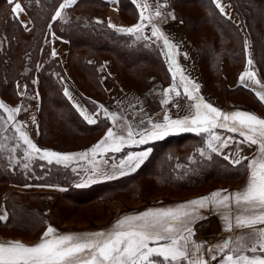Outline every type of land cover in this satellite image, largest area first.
Wrapping results in <instances>:
<instances>
[{
	"label": "snow or ice",
	"instance_id": "6c2138e0",
	"mask_svg": "<svg viewBox=\"0 0 264 264\" xmlns=\"http://www.w3.org/2000/svg\"><path fill=\"white\" fill-rule=\"evenodd\" d=\"M221 13H224V7L221 0H213ZM12 6L11 13L15 16L18 23L25 30L30 31L28 21H21L20 15L25 12L22 6V0H7ZM77 3V0H63L58 10L52 17L53 20L63 19L62 11ZM141 7V5H137ZM149 5L144 3L141 7L139 19L136 24L131 26H117L109 19L108 27L125 34H133L137 39L151 40L156 38L163 41L164 47L168 50L170 68L173 80L179 75L182 91L177 88L175 82L168 88L163 89L164 99L160 101L162 105L172 106L179 110L181 104L179 98L185 97L187 101H194V104L185 105L189 109V114L183 117L171 118L167 112L163 115L162 121L154 122L149 118L150 128L142 129L137 132L130 124L127 125L126 135H119L113 127H109L105 136L93 145L92 148L80 153H61L49 149H41L23 130L21 122H15L16 114L23 109L22 105L10 107L3 101H0V109L7 113V119L0 117V126L3 131H7V124L13 121L12 127L19 134V139L26 145L24 151L23 163L25 169H29L33 159L46 160L49 164L53 162L57 165L67 166L70 161L79 157L84 159L91 153L95 156L98 152H107L109 150L119 152L122 147L131 142L132 144H144L149 140H159L171 133L194 132L197 134L207 133L206 149L201 148L198 151L203 156L210 153L221 152L222 149L229 147L234 138L222 137L215 130L224 129L231 133H238L243 140L239 143H247L257 146L260 153L257 157L251 159L248 164L250 171L249 180L245 188L234 193H227V190H216L208 195L197 197L193 200L183 202L174 208H156L148 209L137 215H126L118 219L108 231H97L93 233L80 234L65 233L57 235V229L48 225L43 232L40 242L28 246L21 241H8L0 243V264H209L204 256L197 255L201 253L204 243H196L191 240L194 235V229L190 227L192 223L199 219H206L199 214V209L207 208L209 204L214 209L224 208L226 211L222 214L224 227L226 231L235 232V229L250 228L247 235L239 234L225 238L208 248V252L218 251L222 253L219 264H264V119L259 118L254 113L242 110L232 112H223L212 103L205 101L202 95H199L200 85L193 80L190 75L185 74L175 56L178 51V45L175 44L160 28L159 25L152 23L154 18L164 16L160 11L166 4L157 2L155 11L146 15ZM171 19L176 17L173 13H168ZM103 23V21H96ZM151 27V36L143 35L144 29ZM248 42L245 41L247 49ZM57 52L52 50V56ZM186 55V54H185ZM252 59L247 60V65L251 66ZM256 73L246 69L241 73L239 81L242 85L248 86L245 81L252 80L254 84H260L255 79ZM35 83V81H34ZM26 87V86H25ZM175 93V99L170 95ZM21 96L24 93H19ZM38 95V94H37ZM64 95L71 98V94L65 87ZM256 96L264 103V92L257 91ZM79 108V105H77ZM100 108L106 116L115 121L120 119L115 113H108L103 105ZM194 108V112L192 109ZM83 115V110L81 112ZM85 119L90 124L97 121L89 116ZM33 122L35 118L33 117ZM143 123V120L141 121ZM139 136L137 140L135 137ZM7 139V138H5ZM16 147L11 148L15 152ZM7 148L6 144L0 143V150ZM149 151L140 153H130L126 160L121 161V168L127 167L131 171L147 158ZM242 149H237L235 159L232 163L241 164L248 157L241 156ZM226 159L231 156L225 155ZM121 175L125 173L120 172ZM104 175V173H101ZM107 178H112L108 176ZM30 186V185H28ZM227 193V194H222ZM235 204L241 210V214L233 218L230 214L231 206ZM244 213H250L245 215ZM7 213L0 214V221L7 220ZM211 260H217L216 255L211 256Z\"/></svg>",
	"mask_w": 264,
	"mask_h": 264
},
{
	"label": "rangeland",
	"instance_id": "374dc122",
	"mask_svg": "<svg viewBox=\"0 0 264 264\" xmlns=\"http://www.w3.org/2000/svg\"><path fill=\"white\" fill-rule=\"evenodd\" d=\"M189 1V0H186ZM176 3L179 12L184 18H186L190 22V29L194 37L202 42L205 34L208 35V39L214 37L216 35V31L214 27L208 26L206 23H202L201 20L204 17L203 11L197 6V4L190 3ZM261 4L264 5V0H260ZM12 7V6H11ZM8 7H5L8 11V17L11 18L10 10ZM93 7H86V9L92 11V13H97L99 15H105L107 9H101L99 12L94 11ZM85 11V8H82ZM236 11V10H235ZM237 12V11H236ZM11 25L9 27V32L13 33L15 36L19 34H24V37H29L28 30H25L21 24H16L9 20ZM200 23V27L196 29L194 24L192 23ZM238 25V24H237ZM263 26V25H262ZM262 26H260L259 31L262 33ZM33 27V25H32ZM30 28V32H32L33 28ZM240 27V26H239ZM241 28V27H240ZM242 30V29H241ZM2 33L7 36L5 29H3ZM27 33V34H26ZM51 33V32H50ZM49 33V42L48 48L45 54L49 60L48 67L53 72L49 75H41L35 70L31 68V62L29 64L31 56L28 53L24 54L25 61L21 65V74H19L18 78L13 79L12 86L9 89L1 90V93L4 92L2 98L0 94V101H3L6 105L10 107H16L18 102L25 100H34L35 98L38 101V108L35 114H37L38 125L35 130H32L27 123L24 121L23 115L26 114L27 110H22L20 113L16 114L15 122H21L23 125V130L27 132L28 136L32 135V140L38 147L41 149H49L56 152L61 153H80L84 152L93 145L97 144L107 132L109 127H113L114 131L119 135H126L127 121H133L137 119L141 121L142 112L139 108H113L112 112L107 108L108 113H115L120 119L114 122L111 117L106 116L104 111H98V108L91 104L90 102H86L84 99L86 95L85 92L91 96L101 98L105 96V90L98 86L95 79L91 78V75H94V68H85L81 70L82 65V57L83 53L88 52L90 49L88 47L75 48L74 57L72 58V66L69 64V69L73 73V93L77 94V96L82 100L85 104L83 107L86 108L90 114L94 113L97 120L100 121L101 117V126L98 125L94 128H88L84 125L80 120H76L77 123L75 127H72L69 123L68 115L62 117V112L67 108L65 107V103H63L58 94V90L63 93V88L66 86V83L71 82L68 81L67 75L63 70V66H60L56 60H59L57 57L52 56V45H51V37ZM243 33V32H242ZM244 37V34H243ZM248 37V36H247ZM245 40V37H244ZM45 44L42 42L41 47ZM202 45V44H201ZM1 46V43H0ZM148 48H153L155 51L157 49L156 45L148 46ZM235 48V47H234ZM159 50V48H158ZM263 56H264V45H262ZM114 51V50H113ZM21 53L19 49L17 55ZM111 53L108 52H99L96 54L97 59L99 60V65L103 63L104 59L111 58L114 62V66L117 68L118 75L120 79L130 87H134L138 90L141 88H147L153 85L156 81H150L149 83L144 82L145 77L149 73L160 74V79L162 76H166L167 73H164L162 69L156 65V60H150V62L142 63L136 62L133 66H126L123 63L121 64L114 61V59L109 56ZM22 56V57H23ZM103 57V59H101ZM122 57V56H121ZM21 59V58H20ZM55 59V60H54ZM101 59V60H100ZM38 61V59H37ZM60 61V60H59ZM156 61V62H155ZM34 62V58H33ZM153 62L155 64H153ZM164 62V60H163ZM200 58V63H201ZM242 62V61H241ZM241 62H230L228 59H224L221 65L222 78L225 80L226 90L231 89L228 86L226 81V75L223 71V65L226 63L229 65V68L236 75L237 69L242 70L245 61ZM235 63V64H232ZM158 64V63H157ZM98 65V66H99ZM165 65V63H164ZM253 65V64H252ZM261 70L264 76V58L260 60ZM157 70H156V68ZM254 67V66H253ZM166 68V65H165ZM202 68V63H201ZM203 68L205 73L206 69H209L208 61L203 58ZM256 70L258 68L254 67ZM155 69V70H154ZM35 71V72H33ZM258 71V70H257ZM33 72V73H32ZM203 72V71H202ZM204 73V72H203ZM261 79H264L261 76L260 71H258ZM140 76L142 79L138 78ZM207 75L203 74V78L205 80V84L202 87H207L210 90L218 92L214 89L213 85L210 84L207 79ZM104 78V76H102ZM214 81H222L221 77L217 74L214 76ZM92 79V80H91ZM159 79V78H158ZM156 79V80H158ZM48 80L50 82L53 81V85H48ZM3 80H0V85ZM35 81V83H34ZM17 82H20L21 89L19 90ZM49 82V83H50ZM153 82L151 85L150 83ZM214 83V82H213ZM206 85V86H205ZM26 86V87H25ZM236 88V87H235ZM234 88V89H235ZM233 90L232 94H230L229 98L227 97V93H224L229 100L237 103H241L247 107L248 112L254 113L259 118L264 119V108L261 107L251 96L250 93L245 92L243 90ZM19 93H24L21 96ZM220 93V92H219ZM231 93V92H230ZM38 94V95H37ZM64 94V93H63ZM222 94V93H221ZM229 94V93H228ZM65 97V95H64ZM107 97V94H106ZM105 98V97H104ZM70 103V102H69ZM23 109H27L25 104L21 103ZM135 105V104H134ZM133 105V106H134ZM136 107V106H134ZM75 108V107H74ZM76 109V108H75ZM106 109V108H104ZM132 110L137 109V112L133 113ZM77 110V109H76ZM69 113V112H67ZM131 114L133 117H131ZM0 117H3L5 120L7 119V113L3 112L0 109ZM62 117V118H61ZM130 119V120H129ZM13 121H9L7 124V131L2 130V126H0V143L6 144L7 148L0 150V166L4 169L7 181L5 183L0 184V193L4 192L2 196V203L4 205L5 210L8 215H10V207L12 206V201H16L21 205L28 206L29 209L35 208L39 210L41 213V217L39 219H35L31 214H29L26 218L29 219L32 223L31 231L23 229L21 227H14L12 224H6V222L0 221V243H7L8 241H21L25 245L32 246L36 243L40 242L41 236L45 231L48 225H52L57 229V235L65 234V233H75L80 234L79 231H84V234H87V231H92V229L96 228L99 231H108L112 229V226L115 222L126 215H137L140 212L146 211L148 209H156V208H174L175 206L193 200L197 197L208 195L209 193L216 190H227V193H234L237 191H241L245 188L249 176L250 171H248V164L245 162V166H247L246 174L237 181H227L222 178H216L215 180H210L202 185H199L195 188L181 189L174 186H170L168 184L164 186H159L158 182L155 179L154 173L143 172L139 173L136 176L132 177V180L129 181L124 187L126 189H120L119 187H112L113 184H104V185H94L87 191H66L68 194H64L65 190L62 191L63 185L60 184H50L45 182H40L43 178L47 177V169H52V175L56 174H69L71 178L69 180L74 181V185L77 180L80 178L79 176L86 169L87 163L94 158L91 153L84 159L76 157L72 161L68 163L67 166L57 165L54 162L49 164L46 160H40L38 158L33 159L31 162V166L29 169H25L23 167V163L27 162L24 159V151L26 145L19 139V134L15 132L12 127ZM146 124H144L145 129ZM7 138V139H5ZM187 140V139H186ZM185 140V141H186ZM176 144V142H173ZM172 141L167 144V147L174 146ZM183 143V142H180ZM15 152H11V148L16 147ZM126 145V144H125ZM166 147V148H167ZM180 151V150H179ZM101 153V152H100ZM112 155L110 158H115L113 152H110ZM183 160V159H182ZM55 170V173H54ZM58 172V173H57ZM78 176V177H77ZM51 177V176H50ZM77 177V178H76ZM31 180V181H28ZM35 182H33V181ZM27 181V182H26ZM37 181V182H36ZM10 184L14 185H50L56 186L60 188L59 191L48 192L45 190L39 191H25L22 189H14ZM54 186V187H55ZM61 186V187H58ZM63 186V187H62ZM76 186V185H75ZM66 188V187H65ZM134 193V194H133ZM222 193V194H227ZM103 195V196H102ZM102 196V197H101ZM236 206L235 204H232ZM41 207V208H40ZM214 209L211 204L207 208L199 209V214L202 216L206 214L209 210ZM17 214V211H15ZM12 215V214H11ZM30 216V217H29ZM8 221V219H7ZM261 227H264L261 226ZM251 231L250 228L241 229L239 232L234 235H247ZM79 232V233H78ZM200 235L194 234L191 238L199 237ZM207 244H211L215 240L212 238H216V235L207 234L204 236ZM213 261V260H212ZM187 264V262H182V264Z\"/></svg>",
	"mask_w": 264,
	"mask_h": 264
},
{
	"label": "trees",
	"instance_id": "16d2710c",
	"mask_svg": "<svg viewBox=\"0 0 264 264\" xmlns=\"http://www.w3.org/2000/svg\"><path fill=\"white\" fill-rule=\"evenodd\" d=\"M158 1L166 2L168 9L172 10L178 19H182L184 21L189 36L196 44L200 54L202 71L204 72L203 74L205 77L206 75L208 76L206 81L212 84L214 89L218 92L222 94L227 93V97L229 98L232 91L237 90V88L228 89L229 92L226 90V87L224 86L225 80L222 78L221 65L224 59H228L230 62L242 61L241 63H243V61H245L246 48L241 28L233 20L221 13L213 0ZM182 1L193 3V5L197 4L204 14L201 22L214 27L216 31V35L214 34V37L208 39V35L205 34L202 36L204 38L201 43L194 37L190 29V22L180 14L179 9L176 6L177 2L184 3ZM230 1L234 5L241 20L242 27L248 36L249 55L253 61V66L258 68L257 70L260 71L261 76L264 79L262 73L263 69L261 70L262 67L260 65V60L264 58L262 50V45H264V5L261 4L260 0ZM62 2L63 0H22V5L25 7L26 12L33 22L32 32L29 31L28 35L30 36L25 38L24 34L15 36L13 33L8 31L11 25L9 20L16 24L19 23L17 22L15 16L11 13V10V18L8 17V11L5 7L10 9L11 6L7 3V0H0V80H3L0 85V94L3 99L4 92L1 93V90L4 91L5 89H9L14 82H12V80H15V78H18L19 74H21V65L25 61L23 56L25 53H28V55L31 56L29 64L31 62V68L35 69L38 72V75L40 73L45 76L53 72L48 67L50 59L45 57L50 32H54L57 36L65 38L69 41L70 52L68 62L70 66H72V58L75 54V48L88 47L90 49L88 52L81 55L82 65L80 67L81 70L85 68H94L95 74L91 75V78L93 77V80L95 79L98 86L102 89V76L105 75V73L98 66L99 60L97 59L96 54L99 52L111 53L109 56L114 59L116 64L120 62L126 66H133L136 62L147 63L150 62V60H156V65H158L159 68L166 73L167 70L158 49L153 51V48H148L144 44L130 43L129 35L110 28H105L101 24L93 22V16L97 13H92V11L86 9V7H93L89 9L99 12L101 9L107 7V3L105 1L79 0L75 5L62 11V16L64 17L63 19L58 18L53 20L52 17L55 15V12L58 10L59 5ZM82 8H85V11H83ZM192 24H194L196 29L200 27L199 22H194ZM260 26H262V33L259 31ZM3 29H5L7 36L2 33ZM43 41L45 44L41 47ZM19 49L21 50V53L17 55ZM203 58L209 63V69H206L207 73H205L203 68ZM101 59H103V57ZM56 61L60 63L59 60ZM153 64L155 63L153 62ZM236 71L239 72L240 69H237ZM216 74L222 78V81L213 80L215 79L214 76ZM137 77L142 79L140 76ZM158 78L160 79V74L149 73L145 77L144 82H154L157 81L156 79ZM162 78H164V76H162ZM48 81L50 82V80ZM49 82L48 85L54 86L53 81ZM153 82H151L150 85ZM238 90L250 93L253 99L264 108V105L250 90L244 87H239ZM58 92L60 100L65 103L64 105L67 108L65 111L69 112L64 113L63 111L62 117L68 115L69 124L72 127H75L74 123H77V119L88 128H94L101 124V117L100 121L97 120L95 124H89L86 122L74 106L69 103L66 96L64 97V94L59 90ZM84 100L94 104V102L88 97H85ZM170 141H172V143L176 142V144L173 143L174 146L167 147V144ZM151 143L153 148L152 154L136 172L117 180L100 183V185L109 183L113 184L112 187L116 186L120 189H126L124 186L132 180V177L139 173L151 172L155 174L154 176L159 186L168 184L181 189H190L198 187L210 180H215L216 178H222L232 182L237 181L241 179L247 171L245 162L233 165L217 153L209 152L211 158L201 155L198 150L201 148L206 149V140L203 134L202 137H200L199 135L193 133H183L179 135H172L162 140H155ZM132 148L135 149L137 147L134 146ZM132 148L127 147L125 150L118 152L115 155V158L123 156L127 150ZM47 172V177L43 178L40 182L65 186V195L72 190L87 191L93 187H76L73 179L69 180V178H71L70 173L59 174L57 172L58 174L53 176L51 168H48ZM6 176L7 175H5L4 169L0 166V184L7 181ZM12 206L13 208L11 209L10 207L11 212L6 224L10 223L14 227H21L31 231L32 223L26 217L31 214L35 219H38V217L40 219L42 212L40 213V211L35 208L29 209L28 206L21 205L16 201H12ZM15 211H17V214Z\"/></svg>",
	"mask_w": 264,
	"mask_h": 264
},
{
	"label": "crops",
	"instance_id": "0c3cea01",
	"mask_svg": "<svg viewBox=\"0 0 264 264\" xmlns=\"http://www.w3.org/2000/svg\"><path fill=\"white\" fill-rule=\"evenodd\" d=\"M79 1V0H77ZM107 3V11L105 15H94L93 16V22H96L97 20L103 21V23H97L101 24L105 28L108 27V21L109 19L111 22L115 25L119 26H131L137 23L139 19V14L141 11V7L144 3H147L150 7L146 10V15H150L153 11H155L156 4L159 2L160 4H166V2H160L158 0H103ZM137 5H141V7H138ZM167 5V4H166ZM221 5L224 7V15L231 20H233L238 26L241 27L245 41L248 42L247 34L245 33L241 20L238 16V13L235 11V7L232 4L230 0H221ZM23 6V5H22ZM67 9V8H66ZM65 10V9H63ZM61 10V11H63ZM164 13V16L154 18L152 23H155L160 26L161 30L175 43L177 44L178 51L175 56V59L179 66L185 70L186 75H190V77L195 80L200 85V92L199 95H202L205 99V101L212 103L215 107L220 108L223 112H232L236 110H242L246 111L247 107L244 106L241 103L233 102L229 100L225 95L210 90L207 87H202L203 84H205V80L203 78V72L201 68L200 63V54L198 52L197 46L194 43V41L189 36V33L187 31L186 25L182 19H178L176 16V19H171L170 16H168V13H173L172 10L168 9V7H162L160 9ZM174 14V13H173ZM175 15V14H174ZM21 21H28L29 25L28 27L31 28L33 25V22L28 15V13L25 12L20 15L19 18ZM25 29V28H24ZM112 29V28H110ZM115 30V29H113ZM125 34V33H124ZM130 37V43L134 44H144L146 47L156 45L157 49L159 48V52L161 55L162 60H164V63L166 65V76L162 79H158L153 85L147 87V88H141L140 90L130 87L127 84H125L119 77L117 68L114 66V62L111 58H105L103 63L99 65V68L105 73L102 86L105 90V96L101 98L93 97L91 95H88L86 92L84 93L86 97L90 98L94 102V105L98 108V111H101L100 105H103L104 108H109V111L112 112L113 108L121 107V108H139L142 112L141 121L143 120V123L141 121H138L137 119H134L133 121H127V125H131L137 132L144 129V124H146V128H150L151 125L148 123L149 118H151L154 122L162 121L163 115L165 112L169 114V116L173 119L179 117H183L185 115L189 114V109L185 106L187 104H194V101H187L185 97L181 96L179 98V103L181 104V108L177 110L172 106V102H170L168 105H162L160 101L164 99L163 96V89L168 88L170 85H172L174 82L182 91L181 82L179 80V75L176 76L175 81L173 80L172 73L169 71L170 68V62H169V56H168V50L164 47L163 41L157 40L156 38H152L151 40H143V39H137L135 35L133 34H127ZM143 35L145 36H151V27H147L144 29ZM51 37V45L52 50L55 49L57 52V57L60 60V64L63 66V70L65 74L67 75L68 81L70 83H66L64 87H66L71 94V98L66 96L67 100L77 109L78 113L81 115V117L88 122L85 119V116H89L97 121V118L95 114L88 112L86 108H84L85 104L80 100V98L77 96V94L73 93V73L69 69V62H68V56L70 52V43L67 39L57 36L54 32L50 33ZM186 54V55H185ZM251 58L249 55V48L247 47L245 52V65L242 70L236 73V75L233 73V71L230 70L229 65L224 63L223 71L226 75V81L228 86H230L231 89H234L235 87H244L250 90L255 96L257 91L264 92V81L261 79L260 75L258 74V71L253 67V65L248 66L247 60ZM253 64V63H252ZM246 69L251 70L256 73V80L260 81V84H254L252 80H247L245 83L248 86L242 85L239 81V77L241 73H243ZM19 90L21 89L20 82H17ZM206 86V85H205ZM235 88V89H236ZM65 88H63L64 90ZM64 93V91H63ZM107 94V97H106ZM175 99V93L170 94ZM105 97V98H104ZM256 98L259 100V98L256 96ZM260 101V100H259ZM261 102V101H260ZM21 103L25 104V107L27 108V112L24 117L25 123L30 126L32 130H35L38 125V119H37V108H38V101L35 98V101L33 100H23L18 102V105H21ZM262 103V102H261ZM135 104V105H134ZM264 105V103H262ZM17 105V106H18ZM79 105V108L77 107ZM136 107H134V106ZM84 106V107H83ZM14 107V106H13ZM83 110V115L81 114ZM194 112V108L192 109ZM132 114L137 112V109L132 110ZM131 114V117L133 115ZM33 117L35 118V122H33ZM130 120V119H129ZM90 124V123H89ZM127 131V128H125ZM219 135L222 137H233V142L229 145V147L224 148L221 150V152H218L217 154L221 157L225 158V155L231 156V159H226L228 162H230L233 165H236L232 163V159H235V152L236 150L242 149L240 155L244 157H248V159L243 160L241 163L247 162L249 164V161L258 155L260 153L257 150V146L255 145H249L247 143H239L241 140H243V137H241L238 133H231L224 129H216L215 130ZM185 134V133H193L194 132H178V133H171L166 137L172 136V135H179V134ZM200 137H202V134H197ZM203 136H205L206 145L207 140L209 138V134L203 133ZM137 140L139 139V136L135 137ZM162 138V139H164ZM30 139L34 140L32 135H30ZM159 139V140H162ZM155 140H149L144 144H132L131 142L124 145L121 149V151L125 150L127 147H134L135 149H129L127 150L123 156L112 159L109 158L108 155H112L110 152H113L114 154H117L116 151H107V152H98L99 154L96 155L94 158H92L86 166V169L83 171V173L80 175V178L75 183L76 187L78 188H88L91 186H94L96 184L108 182L117 180L119 178H122L124 176H128L130 174H133L136 172L143 164L144 162L150 157L152 154L153 148L151 146V142ZM149 151V155L146 159L140 164L138 168H136L135 171L129 170L127 167L121 168V161L126 160L128 155L130 153H140L143 151ZM120 152V151H119ZM123 171L125 174L121 175L120 172ZM248 171H251L248 169ZM101 173H104V175H101ZM108 176H111L112 178H107ZM30 185V186H28ZM13 187L14 189H22L25 191H39V190H45L48 192L52 191H59L60 188H57L55 185H32V184H26L23 186L20 185H14L10 184V187ZM61 187V186H58ZM63 187V186H62ZM66 188L63 187L62 191ZM4 195V192L0 193V214L6 212L4 208V205L2 203V196ZM226 210L224 208L220 209H211L206 214H203V217H206V219H199L196 220L194 223L190 225L194 229V234L200 235L199 237L191 238L192 241H195L196 243H204V247L201 249V253H198L197 255H203L204 258L209 262V264H219V259L222 258V253H219L218 251L214 252H208L207 249L215 245L219 241H223L225 238L229 236H233L235 233L239 232V228L235 229V232H229L225 230L224 227V221L222 219V214ZM230 214L233 218V223L235 222V217L241 214V210L237 208V206H231ZM245 215H248L250 213H244ZM7 216L9 218V215L7 213ZM2 222H7V220H4ZM263 225H257L256 227H261ZM246 229V228H244ZM243 229V230H244ZM96 228L92 229V231H87V233H93L97 232ZM81 233V236H83L84 231H79ZM78 232V233H79ZM216 235V238H212L215 241L211 244L206 243L205 235ZM216 255L217 260L212 261L211 256Z\"/></svg>",
	"mask_w": 264,
	"mask_h": 264
}]
</instances>
